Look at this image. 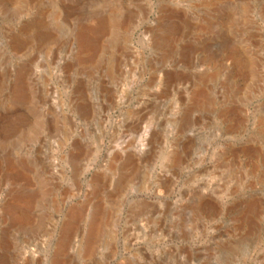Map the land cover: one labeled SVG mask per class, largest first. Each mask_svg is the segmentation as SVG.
Returning <instances> with one entry per match:
<instances>
[{
    "label": "rangeland",
    "instance_id": "1",
    "mask_svg": "<svg viewBox=\"0 0 264 264\" xmlns=\"http://www.w3.org/2000/svg\"><path fill=\"white\" fill-rule=\"evenodd\" d=\"M0 264H264V0H0Z\"/></svg>",
    "mask_w": 264,
    "mask_h": 264
},
{
    "label": "bare ground",
    "instance_id": "2",
    "mask_svg": "<svg viewBox=\"0 0 264 264\" xmlns=\"http://www.w3.org/2000/svg\"><path fill=\"white\" fill-rule=\"evenodd\" d=\"M103 23H104V22H103ZM102 28H104V24H102V25L100 26V29H99V30H101ZM176 30H177V27H172L171 30H170V34H171V33H174V31H176ZM167 36H168V35H167ZM167 36H166V37H167ZM75 216H76V215H75ZM75 216H74V217H75ZM72 217H73V216H72ZM96 225H97L96 222H93V223H92V231H94V228L96 227ZM67 229H68V228H67ZM91 236H92V235H91Z\"/></svg>",
    "mask_w": 264,
    "mask_h": 264
}]
</instances>
